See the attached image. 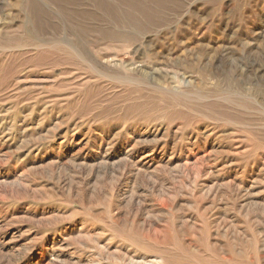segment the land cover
<instances>
[{"label":"rangeland","instance_id":"1","mask_svg":"<svg viewBox=\"0 0 264 264\" xmlns=\"http://www.w3.org/2000/svg\"><path fill=\"white\" fill-rule=\"evenodd\" d=\"M0 264H264V0H0Z\"/></svg>","mask_w":264,"mask_h":264},{"label":"bare ground","instance_id":"2","mask_svg":"<svg viewBox=\"0 0 264 264\" xmlns=\"http://www.w3.org/2000/svg\"><path fill=\"white\" fill-rule=\"evenodd\" d=\"M62 48V47H61ZM75 55V54H74ZM76 57V56H75ZM88 61V60H87ZM88 65V64H87ZM89 66V65H88ZM96 69V68H95ZM108 70V69H107ZM100 71V70H99ZM124 78V77H123ZM120 80V79H119ZM114 81V80H113ZM116 81V80H115ZM119 83H120V81H119ZM128 83H129V81H128Z\"/></svg>","mask_w":264,"mask_h":264}]
</instances>
